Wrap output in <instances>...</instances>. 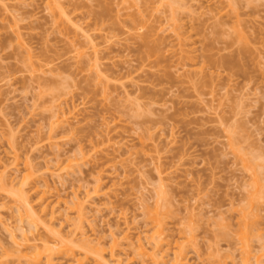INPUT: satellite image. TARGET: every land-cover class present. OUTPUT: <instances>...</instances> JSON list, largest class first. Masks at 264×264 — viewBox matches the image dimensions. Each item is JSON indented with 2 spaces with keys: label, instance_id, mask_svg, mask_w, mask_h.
Masks as SVG:
<instances>
[{
  "label": "rangeland",
  "instance_id": "obj_1",
  "mask_svg": "<svg viewBox=\"0 0 264 264\" xmlns=\"http://www.w3.org/2000/svg\"><path fill=\"white\" fill-rule=\"evenodd\" d=\"M0 169V264H264V0H0Z\"/></svg>",
  "mask_w": 264,
  "mask_h": 264
},
{
  "label": "bare ground",
  "instance_id": "obj_2",
  "mask_svg": "<svg viewBox=\"0 0 264 264\" xmlns=\"http://www.w3.org/2000/svg\"><path fill=\"white\" fill-rule=\"evenodd\" d=\"M3 165H5V164H3ZM7 167V166H6ZM5 169V168H4ZM4 169H0V170H4ZM1 171V173H0V177H3L4 175H2V174H4L3 172H5V170L2 172ZM4 178V177H3ZM2 178V179H3ZM1 179V178H0ZM75 195V194H74ZM85 195H87V197H88V194L86 193ZM78 199V198H77ZM76 199V200H77ZM86 199V198H85ZM88 199V198H87ZM75 200V202H77ZM73 201V200H72ZM79 202H78V204H75L76 206L77 205H79L80 203L82 204L83 202H81L80 200H78ZM74 202V201H73ZM74 202V203H75ZM84 202H86V201H84ZM80 204V205H81ZM83 205H81L80 207H82ZM78 208V209H77ZM75 209V208H74ZM76 209H77V211L79 210H81V208L79 209V206H77L76 207ZM73 210V209H72ZM20 220H21V217H20ZM31 222L30 223H34L33 222V220L31 219L30 220ZM156 221L157 220H155V222L154 223H156ZM20 222V221H19ZM29 223V224H30ZM158 223V222H157ZM157 223H156V225H157ZM6 225V224H5ZM8 225V224H7ZM6 225V229H8L9 231V234H10V237H11V239H12V243L14 244V245H16V248H13L12 250H11V254H12V256L14 255V257L16 256V258H17V260L19 259H21V258H24L23 260L27 263V264H49V263H51L52 264V258H53V253H58V252H60L61 250H63V249H61V248H59V249H57L56 248V245H54V244H51V243H47V242H42V244H41V251H37L36 250V252H35V254H31V253H28L27 251H26V249L28 248V247H34V248H37V245H35V244H29V241L27 240L28 238H26L25 237V230L23 229L24 227L22 226V223L21 224H19L18 225V227L16 228L15 227V225L13 226V227H10V225H8L7 226ZM161 225V224H160ZM159 225V226H160ZM22 226V227H21ZM155 226V225H154ZM15 227V228H14ZM162 227V226H161ZM10 228V229H9ZM12 228V229H11ZM13 228H14V231L16 230V231H18V233H19V235L17 234H15V232L13 231ZM156 228V227H155ZM159 229H160V227L158 228V229H156V231H155V233L153 234V236H155V238H157L159 235L161 236V234H162V232H161V234H160V232H159ZM12 230V231H11ZM161 230V229H160ZM84 235V234H83ZM17 236H19L20 237V242L17 240ZM159 236V237H160ZM114 238V237H113ZM154 237H152V239H155ZM138 240V242H136L137 244V250H139L138 252L139 253H141V254H145V256H147L149 253L148 252H146V249H144V243H142V241H141V239H140V237H138L137 238ZM97 240V239H96ZM99 240V239H98ZM86 241V240H85ZM28 242V243H27ZM86 242H90V241H86ZM158 241H154L153 242V244H154V248L157 246L156 244H158L157 243ZM132 244V243H131ZM146 246V245H145ZM151 247V246H150ZM56 248V249H55ZM153 248V249H154ZM66 249V248H65ZM65 249H64V254L66 253V251H65ZM68 251L69 252H72V249H70V248H68ZM63 252V251H62ZM68 255H69V253H68ZM42 259H44L43 261H42ZM75 261L74 262H72V263H70V264H82V262H81V259L80 258H76V259H74ZM161 260V259H160ZM174 260L176 261V259H175V255H174ZM158 262H159V260L157 261V259H153L152 260V262H151V264H158ZM109 263H110V261H109ZM108 263V261H105V263L104 264H109ZM116 263H118V262H116ZM177 263V262H176ZM113 264H115V263H113ZM173 264V263H172ZM175 264V263H174Z\"/></svg>",
  "mask_w": 264,
  "mask_h": 264
}]
</instances>
